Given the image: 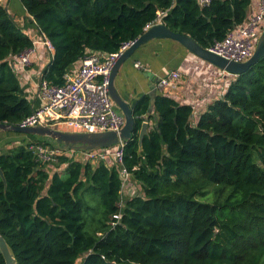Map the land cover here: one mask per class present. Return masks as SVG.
<instances>
[{
  "label": "trees",
  "instance_id": "16d2710c",
  "mask_svg": "<svg viewBox=\"0 0 264 264\" xmlns=\"http://www.w3.org/2000/svg\"><path fill=\"white\" fill-rule=\"evenodd\" d=\"M53 45L42 77L63 75L88 53L117 51L157 13L170 29L208 48L241 24L251 0H19ZM31 38L0 3V123L33 111L14 57ZM221 97L193 117L189 104L156 91L132 105L123 164L137 183L123 200L116 165L41 162L20 136L0 151V234L17 264H264V56L234 75ZM142 116L153 125L138 145ZM51 126V122L48 123ZM53 125V124H52ZM14 143V144H13ZM0 264H5L0 253Z\"/></svg>",
  "mask_w": 264,
  "mask_h": 264
},
{
  "label": "built area",
  "instance_id": "2783aa9c",
  "mask_svg": "<svg viewBox=\"0 0 264 264\" xmlns=\"http://www.w3.org/2000/svg\"><path fill=\"white\" fill-rule=\"evenodd\" d=\"M197 2L204 6L209 4L210 0H197ZM163 15V11L158 12L157 17L146 24L144 31L154 24L163 23ZM263 29L264 0H259L255 12L248 15L241 24L229 29L222 39L214 41L207 49L227 60L243 62L254 52ZM37 31L40 38L32 42L30 48L19 52L14 57L15 69H17V64L22 70L28 68L31 64V56L39 45L46 48L52 56L53 45L42 32L38 29ZM133 41L123 43L117 51L104 56L93 52L86 54L80 59V64L75 70H67L64 73L62 84H52L44 79L42 68L38 73L36 85L40 104L33 108V111L18 125L30 127L41 123L49 125L48 123L51 122L52 127H61L75 132H118L124 124V116L109 95L108 82L115 61ZM133 65L136 68L143 66L139 61L134 62ZM221 73L227 72L221 70ZM180 75L179 69H169L155 82L156 91L170 95L169 91L172 92L177 88ZM142 119L147 120L150 127L153 125L152 120L146 116H142ZM124 146L125 141H120L114 146L91 150H62L54 144L50 146L37 143L30 144L29 149L36 154L39 161L46 163H54L58 156L66 153L74 161L85 162L86 159H93L116 165L121 177V189L120 199L117 202L119 210L112 215L110 221V225L114 226L119 221L122 212L125 192L134 191L137 184L123 164Z\"/></svg>",
  "mask_w": 264,
  "mask_h": 264
},
{
  "label": "crops",
  "instance_id": "0c3cea01",
  "mask_svg": "<svg viewBox=\"0 0 264 264\" xmlns=\"http://www.w3.org/2000/svg\"><path fill=\"white\" fill-rule=\"evenodd\" d=\"M0 3L6 6L8 12L32 42L40 38L37 28L29 22L30 16L20 1L0 0ZM258 3L259 0H251L246 17L256 11ZM14 14L19 15V18L16 19ZM50 59L51 54L48 50L39 45L31 56V64L28 68L22 70L18 64L16 66L20 85L32 101L33 108L40 104L36 87L38 73ZM136 61L143 66L136 68L133 65ZM79 64L80 60L71 65L68 70H75ZM173 68L179 69L181 75L177 88L169 93L179 103L189 104L193 109V117L206 110L214 99L221 97L232 80L231 74H222L219 68L194 56L178 42L171 39H153L141 45L121 65L114 79V86L120 96L132 107L134 101L142 94H149L159 77L164 76L169 69ZM19 137L0 132V151L11 146V144H6L8 141L18 140ZM134 187L135 185L133 189ZM136 190L137 184L135 192Z\"/></svg>",
  "mask_w": 264,
  "mask_h": 264
},
{
  "label": "water",
  "instance_id": "95a60500",
  "mask_svg": "<svg viewBox=\"0 0 264 264\" xmlns=\"http://www.w3.org/2000/svg\"><path fill=\"white\" fill-rule=\"evenodd\" d=\"M153 39L174 40L181 44L188 52H190L194 56L214 65L221 70H224L229 74L234 75H238L244 72L262 56H264V29L258 37L252 55L243 62H237L227 60L215 53H212L207 48L198 44V42H196L188 34L174 31L170 29L165 23L154 24L147 30H145L140 36H138L133 41V43L119 55L111 70L108 82V92L111 99L116 104V107L124 116V124L118 132H75L66 129L62 130L58 127H52L43 123L30 127L0 123V130H11L20 133L36 135L42 138H48L53 142L55 146L59 147L62 150H91L95 148L110 147L117 145L120 141H126L130 139L134 131V117L132 113V107L117 92L116 87L114 86V79L121 65L126 60H128L141 45ZM155 92L156 89L153 86L149 91L151 104L149 112H152ZM149 127V122L147 120H142L138 131L139 149H141L143 137L147 134ZM0 175L4 180L1 169ZM0 253L2 254L5 264H17L12 248L9 246V244L1 234Z\"/></svg>",
  "mask_w": 264,
  "mask_h": 264
},
{
  "label": "rangeland",
  "instance_id": "374dc122",
  "mask_svg": "<svg viewBox=\"0 0 264 264\" xmlns=\"http://www.w3.org/2000/svg\"><path fill=\"white\" fill-rule=\"evenodd\" d=\"M18 2H19V0H18ZM14 13V12H13ZM15 15V14H14ZM16 19H18L19 18V15H15L14 16ZM59 129H62V130H64L65 128H61V127H58ZM76 162H81L82 160H75ZM85 163H89V164H91V165H93V166H95L96 164H97V161L96 160H93V159H86L85 160ZM133 180V179H132ZM133 192H135V190L134 191H131V190H128V191H126L125 192V195H124V197H126V195L128 196V195H131Z\"/></svg>",
  "mask_w": 264,
  "mask_h": 264
}]
</instances>
